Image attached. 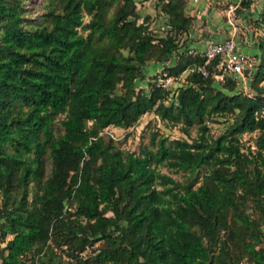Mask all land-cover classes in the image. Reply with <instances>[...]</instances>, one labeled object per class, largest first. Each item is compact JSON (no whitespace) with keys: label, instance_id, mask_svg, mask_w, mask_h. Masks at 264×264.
Segmentation results:
<instances>
[{"label":"trees","instance_id":"16d2710c","mask_svg":"<svg viewBox=\"0 0 264 264\" xmlns=\"http://www.w3.org/2000/svg\"><path fill=\"white\" fill-rule=\"evenodd\" d=\"M136 1L0 0V264H264V9L247 89L217 57L167 88L146 63L203 61L191 15L154 0L156 34ZM146 110L195 133L128 149L104 131Z\"/></svg>","mask_w":264,"mask_h":264},{"label":"rangeland","instance_id":"374dc122","mask_svg":"<svg viewBox=\"0 0 264 264\" xmlns=\"http://www.w3.org/2000/svg\"><path fill=\"white\" fill-rule=\"evenodd\" d=\"M40 2L41 0H27L26 4L27 6H30L29 8L31 9V12H33L39 10L41 4ZM208 6H211L210 8L214 9L213 16H217V18L219 16L221 20L220 25L215 24L216 27L212 26V32L214 31L219 35H226L230 31H233L232 34L234 41L240 45H248V51L254 54L257 61L258 57L257 49L255 48V42L262 32L261 29L255 25V17L257 14H253L252 12L255 11L254 13H257L259 10L264 9V0H260L259 2L258 0H248L247 4H242L240 0H209ZM136 7L141 14H148V26L153 32L156 34L163 33L165 25L163 13L156 8L154 0L136 1ZM185 8L188 9V11L191 8V6L188 5V0H185ZM213 16L211 15L208 18H214ZM202 23H205V21H201V23L198 25H202ZM223 25L224 27H221ZM253 47L256 49V52L253 50ZM148 63H150L149 60ZM148 63H146L145 70L147 77H149V75L154 72L156 67L155 66L153 69L150 67V69L148 68ZM185 72V70L181 71L180 75L173 80L171 86H173L175 83H180ZM145 77H137L135 79V83L137 85H144L146 82ZM237 86L242 89H247L248 78L245 77L243 79H237ZM222 117L223 116H216L215 119H210L207 121L210 124V128L213 132L221 129L225 124V120H222ZM156 129L168 134L169 136L181 135L189 137L195 133L194 126H190L188 128V134H185L179 129L178 123H165L164 121L160 120L152 110H146L142 112L132 124L127 126L107 125L104 127V131L115 138L116 143L119 146L128 149H136L138 142L145 141L147 139L148 132ZM251 134L252 133L248 131L242 132L241 138L246 142L249 141L250 144H252L250 137ZM161 169L166 170L164 167H161ZM170 172L176 178H180L181 176L179 172Z\"/></svg>","mask_w":264,"mask_h":264},{"label":"built area","instance_id":"2783aa9c","mask_svg":"<svg viewBox=\"0 0 264 264\" xmlns=\"http://www.w3.org/2000/svg\"><path fill=\"white\" fill-rule=\"evenodd\" d=\"M233 32V31H232ZM230 31L228 34L220 38H207L202 46L197 50L203 55V61L196 64H190L184 67L185 70H199L202 74L206 73L204 62L217 57L216 70L213 71V77L216 80L222 79L224 74H229L236 79L249 78V73L253 69L256 58L253 53L247 50H240L237 48V43L234 41L233 34ZM188 51L195 50L192 47H187ZM166 62V61H165ZM154 79L156 84L163 87H170L176 75L168 74L165 69L161 67V63L154 69ZM255 115L264 116V102L253 110Z\"/></svg>","mask_w":264,"mask_h":264},{"label":"crops","instance_id":"0c3cea01","mask_svg":"<svg viewBox=\"0 0 264 264\" xmlns=\"http://www.w3.org/2000/svg\"><path fill=\"white\" fill-rule=\"evenodd\" d=\"M259 1L260 0H258V2ZM208 3H209V0H188V5H190L191 8L189 9V11H188V9L185 8L186 12L191 15V23L187 29V32L185 33L186 34V41H187L186 45H187V47H192L195 50H198L207 38H220L221 36L225 35V34L219 35L218 33H215L214 31H213L214 33L212 32L211 29H213V27H216L215 24L220 25L221 20H220L219 16H218V18H217V16L216 17L213 16L214 15L213 14L214 9H211L210 8L211 6L209 7ZM207 12H209V13H207ZM254 12L255 11H253L252 13L257 14ZM252 13H251V15L253 16ZM211 15L214 18H211V17L208 18ZM203 20L205 21V23H202V25H198ZM221 27H224V25ZM253 43H254V41H253ZM237 48L240 50H247V51L249 49L248 45H240V44H237ZM255 48H256V46H255ZM255 48L253 47L254 51H256V49H257V48L255 49ZM160 63H161V61H156V60L151 61L150 60V63H148L149 65L148 64L147 65H148V68L151 67L153 69L155 66L159 65Z\"/></svg>","mask_w":264,"mask_h":264}]
</instances>
